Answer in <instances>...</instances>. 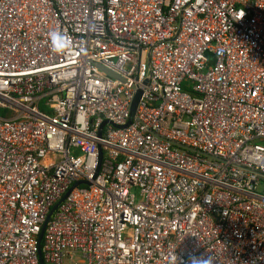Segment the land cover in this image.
<instances>
[{
	"label": "built area",
	"instance_id": "1",
	"mask_svg": "<svg viewBox=\"0 0 264 264\" xmlns=\"http://www.w3.org/2000/svg\"><path fill=\"white\" fill-rule=\"evenodd\" d=\"M67 193L44 264H264V0H0V264Z\"/></svg>",
	"mask_w": 264,
	"mask_h": 264
},
{
	"label": "water",
	"instance_id": "2",
	"mask_svg": "<svg viewBox=\"0 0 264 264\" xmlns=\"http://www.w3.org/2000/svg\"><path fill=\"white\" fill-rule=\"evenodd\" d=\"M149 61V59H148ZM100 70L103 71L104 73H106L108 76L114 78V79H120L121 81H123L124 79L122 77H120L118 74H116L115 72L103 67V66H99ZM150 81V77L148 76L144 81H143V86H139L138 88L135 89V94H134V97H133V100H132V103H131V106H130V115H129V118H128V121L126 123V125L122 126L123 128H126L127 126H129L132 121L134 120L135 118V114H136V111H137V108H138V105L141 101V98H142V94H143V87L146 86ZM106 124V122H103V124L100 126V129H99V136H101L102 134V130H103V127L104 125ZM99 158H98V163L100 166V163L102 161V157H103V151H102V148L101 146H99ZM99 169V168H98ZM98 169L96 171V174H98ZM90 185V182L88 181H80L78 183L75 184V186L77 185ZM68 195V193L66 195H64V197L51 209L50 213L48 214L43 226H42V231L38 237V247H39V263L40 264H44L43 262V259H42V255H41V252H40V244H41V241H42V236H43V232H44V229L46 227V224L47 222L49 221L51 215L53 214V212L56 210V208L59 206V204L62 203V201L66 198V196Z\"/></svg>",
	"mask_w": 264,
	"mask_h": 264
},
{
	"label": "clouds",
	"instance_id": "3",
	"mask_svg": "<svg viewBox=\"0 0 264 264\" xmlns=\"http://www.w3.org/2000/svg\"><path fill=\"white\" fill-rule=\"evenodd\" d=\"M56 36H63V33L60 32L59 30H56L53 34L50 35V39Z\"/></svg>",
	"mask_w": 264,
	"mask_h": 264
},
{
	"label": "rangeland",
	"instance_id": "4",
	"mask_svg": "<svg viewBox=\"0 0 264 264\" xmlns=\"http://www.w3.org/2000/svg\"><path fill=\"white\" fill-rule=\"evenodd\" d=\"M136 191H137V199L139 200V199L141 198V195H140V193H139V190H138V189H137Z\"/></svg>",
	"mask_w": 264,
	"mask_h": 264
}]
</instances>
